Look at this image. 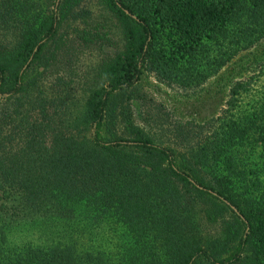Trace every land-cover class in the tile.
Here are the masks:
<instances>
[{
  "label": "trees",
  "instance_id": "16d2710c",
  "mask_svg": "<svg viewBox=\"0 0 264 264\" xmlns=\"http://www.w3.org/2000/svg\"><path fill=\"white\" fill-rule=\"evenodd\" d=\"M56 2L0 0V264H264V84L244 79L264 0ZM106 44L95 83L46 85ZM235 66L205 127L133 121L144 74L191 90Z\"/></svg>",
  "mask_w": 264,
  "mask_h": 264
},
{
  "label": "rangeland",
  "instance_id": "374dc122",
  "mask_svg": "<svg viewBox=\"0 0 264 264\" xmlns=\"http://www.w3.org/2000/svg\"><path fill=\"white\" fill-rule=\"evenodd\" d=\"M59 4V2H58ZM87 8L91 9L94 13L93 17L96 18L97 9L94 3L86 4ZM97 19V18H96ZM81 25V24H80ZM112 33L109 37L112 38L114 43H117V47H120V36L116 29H111ZM107 31V30H104ZM103 31V32H104ZM63 32V31H60ZM68 45L74 49L80 47H73L72 41L69 39ZM112 46H103L101 49L94 47L88 50H78L75 53L74 59L69 64H62L56 68H50L46 74V85H50L54 82L56 77H71L74 83H76L77 91L79 92L80 86L89 87L94 80V69L99 65L100 59L105 56L113 54ZM244 56L240 54L238 58ZM236 59V60H237ZM235 60V61H236ZM228 66V65H227ZM223 68L218 76H210L204 84L197 89H183L178 84L173 83L171 86L160 83L152 75L144 74L140 83L138 84V92L144 97L143 101H135L132 105V117L136 125L145 130H152L153 133H159L158 130L153 129V121L157 118L163 121L164 128L170 129L172 127H178L192 125L195 128L205 127L209 121L218 118L219 112L225 108V103L228 100V89L231 82V77L238 76L239 67L228 69L232 72L230 75L225 73ZM244 79L255 77L260 79L257 85L264 84V69L262 73L254 72V70H247L244 73ZM240 78L236 77L235 81ZM243 79V80H244ZM256 84L253 85V88ZM81 95V93H79ZM83 95H81L82 97ZM160 109V110H159ZM168 138H162L164 145H170L173 138L168 135ZM247 159V167L255 164L258 160V153L247 154V150L244 154V160ZM244 162V161H243ZM264 179V174L261 180Z\"/></svg>",
  "mask_w": 264,
  "mask_h": 264
},
{
  "label": "water",
  "instance_id": "95a60500",
  "mask_svg": "<svg viewBox=\"0 0 264 264\" xmlns=\"http://www.w3.org/2000/svg\"><path fill=\"white\" fill-rule=\"evenodd\" d=\"M58 2H59V0H57V2H56V6L58 5ZM125 14L126 15H128V13L125 11ZM133 19H135L134 17H133ZM36 50H37V48L34 50V53L36 52ZM31 60V59H30ZM29 60V61H30ZM25 69V68H24ZM23 69V70H24ZM227 204V203H226ZM228 205V204H227ZM238 216H240L239 214H238V212L233 208V207H230ZM241 218V217H240Z\"/></svg>",
  "mask_w": 264,
  "mask_h": 264
}]
</instances>
